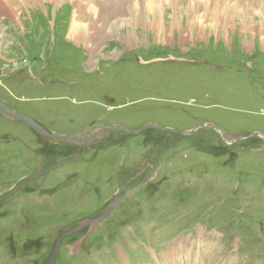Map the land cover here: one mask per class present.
<instances>
[{
    "label": "rangeland",
    "instance_id": "obj_1",
    "mask_svg": "<svg viewBox=\"0 0 264 264\" xmlns=\"http://www.w3.org/2000/svg\"><path fill=\"white\" fill-rule=\"evenodd\" d=\"M37 1H0V101L89 142L0 113V264H264L263 16L160 0L91 60ZM149 122L192 132L104 129Z\"/></svg>",
    "mask_w": 264,
    "mask_h": 264
},
{
    "label": "bare ground",
    "instance_id": "obj_2",
    "mask_svg": "<svg viewBox=\"0 0 264 264\" xmlns=\"http://www.w3.org/2000/svg\"><path fill=\"white\" fill-rule=\"evenodd\" d=\"M30 1L38 2L37 0ZM71 1L75 3V10H73L75 13L73 14L69 26V36L78 43H83L90 48L89 50L92 51L90 53L91 60H93L97 54H102L100 47L103 44L104 38L109 36L117 37L120 34L119 31L121 28L125 26L135 27L140 19L144 21L142 25H147V23L151 21L153 22L155 18L154 21L159 17L163 18L161 9H166L165 6L161 5L162 3L160 4V0ZM179 1L180 0H168L170 4L169 9L173 10L174 8L177 10ZM8 2L9 1L5 2L6 7L8 6L7 8H12L13 6ZM191 2L193 3V6L202 5L206 7L207 5L212 7L214 10H210V12L215 16H221V18L224 19L236 17L247 19L249 14L255 12V14H259L261 17L263 16L262 22H264V0H191L190 3ZM181 3H183V0H181ZM6 7L4 8L7 9ZM78 9L81 10V13H76V10ZM0 10L2 11V9ZM9 12L12 14L11 11ZM76 15L80 18L76 17ZM133 34H135V32L130 33V41H133V38L131 37Z\"/></svg>",
    "mask_w": 264,
    "mask_h": 264
},
{
    "label": "water",
    "instance_id": "obj_3",
    "mask_svg": "<svg viewBox=\"0 0 264 264\" xmlns=\"http://www.w3.org/2000/svg\"><path fill=\"white\" fill-rule=\"evenodd\" d=\"M0 113L3 114L4 116L8 117L9 119L12 120H17V121H23L26 125H28L29 127L37 130L39 133L47 136V137H51L54 138L56 140H62L64 142H74L77 141V137L73 136V135H58V134H54L52 132L47 131L45 128H43L42 126H40L35 120H33L31 117L27 116V115H23L18 113L17 111L11 109L10 107H8L4 102L0 101ZM151 127H155L157 129H160L162 131L168 132H178L181 134H190L192 131H177L175 129H170V128H166V127H162L161 125L154 123V122H149L144 124L142 127H140L139 129L136 130H129L123 126L120 125H109V126H104L105 132L107 134H110L111 132L114 131H121V132H125V133H140L145 131L147 128H151ZM101 136L103 137L104 135L101 134ZM101 139V138H100ZM99 139V140H100ZM54 260H55V256H53L51 263L50 264H54Z\"/></svg>",
    "mask_w": 264,
    "mask_h": 264
},
{
    "label": "flooded vegetation",
    "instance_id": "obj_4",
    "mask_svg": "<svg viewBox=\"0 0 264 264\" xmlns=\"http://www.w3.org/2000/svg\"><path fill=\"white\" fill-rule=\"evenodd\" d=\"M9 107V106H8ZM19 113V112H18ZM21 114V113H20ZM23 115H25V114H23ZM8 118V117H7ZM33 119V118H32ZM34 120V119H33ZM23 122V121H22ZM37 122V121H36ZM24 123V122H23ZM25 124V123H24ZM26 125V124H25ZM26 126H28V125H26ZM29 127V126H28ZM29 128H31V127H29ZM33 129V128H32ZM35 130V129H34ZM37 131V130H36ZM162 131V130H161ZM38 132V131H37ZM125 133V132H124ZM86 135H90V136H95V139H97L98 137H99V135L98 134H94V135H92V134H86ZM80 142V139H77V141H74V142H69L71 145H73V146H76V145H78L79 147H87V146H83V145H86L88 142H83V143H81V144H77V143H79ZM67 143V142H66ZM89 147V146H88Z\"/></svg>",
    "mask_w": 264,
    "mask_h": 264
},
{
    "label": "trees",
    "instance_id": "obj_5",
    "mask_svg": "<svg viewBox=\"0 0 264 264\" xmlns=\"http://www.w3.org/2000/svg\"><path fill=\"white\" fill-rule=\"evenodd\" d=\"M80 149H83V148H79V150H80Z\"/></svg>",
    "mask_w": 264,
    "mask_h": 264
}]
</instances>
